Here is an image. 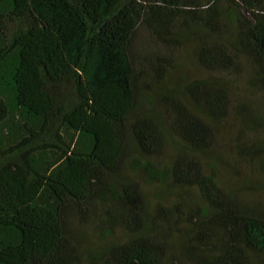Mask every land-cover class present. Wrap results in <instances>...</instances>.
Instances as JSON below:
<instances>
[{"label": "trees", "instance_id": "16d2710c", "mask_svg": "<svg viewBox=\"0 0 264 264\" xmlns=\"http://www.w3.org/2000/svg\"><path fill=\"white\" fill-rule=\"evenodd\" d=\"M141 26L168 52L192 35L210 74L229 75L245 59L264 92V0H0V264H80L65 214L85 216L89 204L101 212L102 237L129 236L91 264H163L167 242L150 233L149 203L127 172L146 186L197 192L178 264L264 256V200L243 205L194 158L214 145L209 121L228 116V87L195 80L183 88L191 106L165 93L164 115H138L143 86L161 84L171 66L134 53ZM168 139L182 149L161 165Z\"/></svg>", "mask_w": 264, "mask_h": 264}, {"label": "rangeland", "instance_id": "374dc122", "mask_svg": "<svg viewBox=\"0 0 264 264\" xmlns=\"http://www.w3.org/2000/svg\"><path fill=\"white\" fill-rule=\"evenodd\" d=\"M195 3L204 4V0H195ZM221 10L227 14L230 8L224 3ZM224 30L228 32L229 26ZM190 37L192 35L186 33L180 46L168 52L158 46L143 26L138 28L134 37V53L138 58L142 61L143 58L159 54L166 56L171 66L161 84L150 81L143 86L138 95L136 113L164 115L158 104L165 93L176 95L191 106L183 91L188 83L210 76L224 82L230 94L228 116L222 121H209L214 145L211 150L194 158L202 164L205 174L210 170L217 172V182L225 193L247 207H261L264 200V92L253 80L250 65L245 59H240L237 70L229 75L206 72L197 63L195 43ZM181 149L168 139L158 154V163L168 165ZM132 156L135 154L131 153ZM126 175L140 185L149 203L146 220L152 223L150 233L167 242L168 253L163 264L184 261L187 244L183 236L189 231L188 219L195 212L186 210L202 204L197 192L167 184L146 186L129 172ZM160 204L162 207L176 205L179 211H154ZM87 209L85 216L74 209H69L65 214L67 233L81 252L80 264H91L94 256L129 239L128 234L120 229L111 236L102 237L98 231L99 207L89 204ZM251 261L252 264H263L264 256L252 255Z\"/></svg>", "mask_w": 264, "mask_h": 264}]
</instances>
